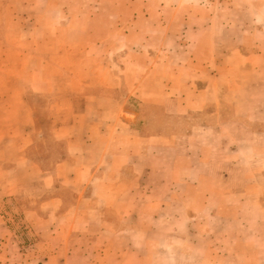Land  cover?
<instances>
[{
  "label": "rangeland",
  "instance_id": "374dc122",
  "mask_svg": "<svg viewBox=\"0 0 264 264\" xmlns=\"http://www.w3.org/2000/svg\"><path fill=\"white\" fill-rule=\"evenodd\" d=\"M15 40L26 69L116 76L113 89L86 88L127 94L137 134L152 139L150 173L117 192L151 232L123 240L116 264H145L144 246L149 264L263 261L264 0H0V44ZM47 102L35 100L45 134ZM224 120L215 137L210 123ZM37 142L55 159L64 147Z\"/></svg>",
  "mask_w": 264,
  "mask_h": 264
},
{
  "label": "crops",
  "instance_id": "0c3cea01",
  "mask_svg": "<svg viewBox=\"0 0 264 264\" xmlns=\"http://www.w3.org/2000/svg\"><path fill=\"white\" fill-rule=\"evenodd\" d=\"M23 50L19 40L1 41L0 264H116L123 240L129 247L133 237L151 232L131 224L136 200L120 201L117 192L129 195L150 173L152 139L137 134L127 94L86 88L93 81L113 89L116 76L95 80L68 67L44 75L39 65L24 67ZM39 97L48 98L46 134L35 118ZM213 122L219 137L226 120ZM47 136L63 144L59 158L51 148L34 153L37 137ZM144 252L149 264L151 247Z\"/></svg>",
  "mask_w": 264,
  "mask_h": 264
}]
</instances>
